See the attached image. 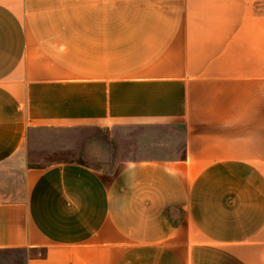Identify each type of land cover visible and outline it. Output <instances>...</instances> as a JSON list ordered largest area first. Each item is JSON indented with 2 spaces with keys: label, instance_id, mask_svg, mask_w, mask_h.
Returning a JSON list of instances; mask_svg holds the SVG:
<instances>
[{
  "label": "crops",
  "instance_id": "crops-1",
  "mask_svg": "<svg viewBox=\"0 0 264 264\" xmlns=\"http://www.w3.org/2000/svg\"><path fill=\"white\" fill-rule=\"evenodd\" d=\"M41 134L0 264H264V0H0V165Z\"/></svg>",
  "mask_w": 264,
  "mask_h": 264
},
{
  "label": "rangeland",
  "instance_id": "rangeland-1",
  "mask_svg": "<svg viewBox=\"0 0 264 264\" xmlns=\"http://www.w3.org/2000/svg\"><path fill=\"white\" fill-rule=\"evenodd\" d=\"M94 140L91 146L92 158L88 159L91 166L102 168V161H106L114 157L115 149L113 143L106 141V135L102 132H93ZM80 140L82 136H77ZM32 146H25L19 155L15 158L0 165V202L4 200L13 201L20 200L26 191L24 172L28 168H37L56 162L57 160H69L71 155L67 152L57 154L55 146L56 141L50 142L46 134H41ZM93 147V148H92ZM61 151V150H60ZM83 152L80 157L83 156ZM102 160V161H98ZM18 264H21L23 253L17 252Z\"/></svg>",
  "mask_w": 264,
  "mask_h": 264
}]
</instances>
